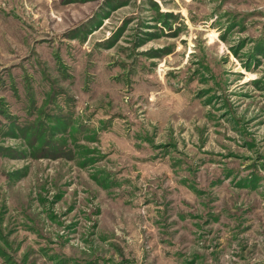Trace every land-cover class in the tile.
I'll return each mask as SVG.
<instances>
[{
    "label": "rangeland",
    "instance_id": "rangeland-1",
    "mask_svg": "<svg viewBox=\"0 0 264 264\" xmlns=\"http://www.w3.org/2000/svg\"><path fill=\"white\" fill-rule=\"evenodd\" d=\"M0 264H264V0H0Z\"/></svg>",
    "mask_w": 264,
    "mask_h": 264
}]
</instances>
